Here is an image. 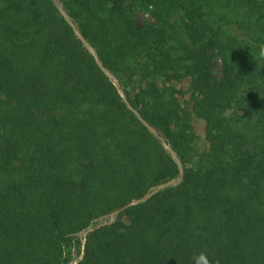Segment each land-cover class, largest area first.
<instances>
[{"label": "trees", "instance_id": "trees-1", "mask_svg": "<svg viewBox=\"0 0 264 264\" xmlns=\"http://www.w3.org/2000/svg\"><path fill=\"white\" fill-rule=\"evenodd\" d=\"M128 1L59 0L72 26L54 0H0V264H264V0H132L146 26ZM164 144L183 182L101 221L179 176Z\"/></svg>", "mask_w": 264, "mask_h": 264}, {"label": "rangeland", "instance_id": "rangeland-1", "mask_svg": "<svg viewBox=\"0 0 264 264\" xmlns=\"http://www.w3.org/2000/svg\"><path fill=\"white\" fill-rule=\"evenodd\" d=\"M238 7L233 8L235 12ZM124 9L127 13L134 18L136 23L141 26H146L147 24L154 23V20L146 10H142L139 6L135 5L132 0H129L125 5ZM113 34V33H112ZM114 37V36H113ZM114 39H117L115 36ZM173 44V43H172ZM215 76L221 77L222 64L219 59L215 62ZM130 77L128 75H120L116 77L120 88L124 90L127 89L131 94H136L140 89L136 84H133L130 81ZM135 79V78H134ZM177 89L176 98L179 102V105L183 108H188L191 112L192 105V88L190 86V82L188 79L180 81H173L170 84ZM126 96V95H125ZM127 98V96H126ZM128 99V98H127ZM191 132H192V140H191V151L189 156V166H197L198 164H202L203 160H205L206 156L210 153V143L205 138V123L204 121L194 113L191 114Z\"/></svg>", "mask_w": 264, "mask_h": 264}, {"label": "water", "instance_id": "water-1", "mask_svg": "<svg viewBox=\"0 0 264 264\" xmlns=\"http://www.w3.org/2000/svg\"><path fill=\"white\" fill-rule=\"evenodd\" d=\"M58 3L59 5V10L61 11L63 17L70 23H71V20L70 18L68 17V15L66 14V12L63 10L61 4L59 3V0H54ZM73 26V24H72ZM78 37L80 38L81 42L84 44V46L95 56V59L97 61V63L99 64L100 68L104 71V73L114 82V84L116 85L117 87V90H118V93L120 94V96L123 98L125 104L130 108L132 109L139 117L140 115L138 114L137 111H135L129 104V101L128 99L126 98L123 90L120 88L119 84H118V81L116 80V78L108 71L106 70L103 65L101 64V62L99 61L98 59V56L96 55L94 49L92 48V46L79 34L77 33ZM140 120L142 121V123L153 133H155V130L150 126L148 125L141 117H140ZM165 148L168 150V152L173 156V158H175V160L178 162L179 164V170H180V174L177 178L175 179H172L171 181L169 182H166V183H163V184H160L154 188L151 189V193L148 194V195H145L143 198L141 199H138V200H135L133 201L132 203H130L128 206H125L119 210H116V211H113L112 213L108 214V215H105L104 217H102L100 220L103 221V220H106V219H110V220H114L120 213L124 212L127 208L131 207V206H134V205H138L140 203H143L145 202L146 200H148L150 197H152L155 193L159 192L160 190H163L165 188H168V187H171V186H175V185H179L183 182L184 180V172H183V168H182V165L179 163L175 153L173 152V150L171 149V147H169L168 145L164 144ZM104 224V223H102ZM102 224H98L96 225L95 227H93V225H90L86 230L82 231L80 233L81 236L84 237V240H83V243L85 244V239L87 237V235L93 231H95L96 229L100 228V226ZM74 264H77V262H75Z\"/></svg>", "mask_w": 264, "mask_h": 264}, {"label": "clouds", "instance_id": "clouds-1", "mask_svg": "<svg viewBox=\"0 0 264 264\" xmlns=\"http://www.w3.org/2000/svg\"><path fill=\"white\" fill-rule=\"evenodd\" d=\"M259 54L261 57H264V46H261ZM193 264H212V261H210L206 253L200 252L193 256Z\"/></svg>", "mask_w": 264, "mask_h": 264}]
</instances>
